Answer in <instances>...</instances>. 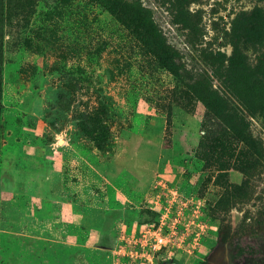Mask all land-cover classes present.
Masks as SVG:
<instances>
[{
	"label": "rangeland",
	"instance_id": "obj_1",
	"mask_svg": "<svg viewBox=\"0 0 264 264\" xmlns=\"http://www.w3.org/2000/svg\"><path fill=\"white\" fill-rule=\"evenodd\" d=\"M27 2L0 8V264H264V116L229 96L220 138L183 96L234 43L264 60V0Z\"/></svg>",
	"mask_w": 264,
	"mask_h": 264
},
{
	"label": "trees",
	"instance_id": "obj_2",
	"mask_svg": "<svg viewBox=\"0 0 264 264\" xmlns=\"http://www.w3.org/2000/svg\"><path fill=\"white\" fill-rule=\"evenodd\" d=\"M2 1L0 0V8ZM27 1L29 0H7L9 15L12 9H23L27 6ZM1 13L0 11V22ZM140 21L142 26H133V30L141 33L146 39H153L160 49V55L167 60L169 70L178 78H184L177 63L178 51L167 44L162 30L155 25L154 20L147 13L140 17ZM217 53L221 55V53ZM211 55L214 54L211 53ZM218 60L219 65L216 67V71L223 82L224 90L219 92L218 88H214L205 71L203 73L196 72L188 76L185 83L187 89L183 96L198 101L220 119L222 130L217 134L223 138L231 134L238 135L245 128L229 104V96L238 98L249 111L256 110L264 116V60H260L258 64H250L247 56L236 43L233 44L227 64L224 65V55Z\"/></svg>",
	"mask_w": 264,
	"mask_h": 264
},
{
	"label": "built area",
	"instance_id": "obj_3",
	"mask_svg": "<svg viewBox=\"0 0 264 264\" xmlns=\"http://www.w3.org/2000/svg\"><path fill=\"white\" fill-rule=\"evenodd\" d=\"M161 244H165L164 237L161 235H157L154 238V243H152V247L157 250L158 248H160Z\"/></svg>",
	"mask_w": 264,
	"mask_h": 264
}]
</instances>
